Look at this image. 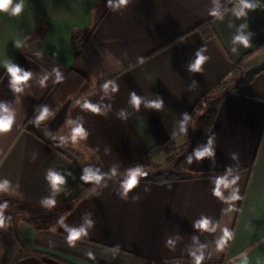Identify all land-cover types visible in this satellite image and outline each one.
<instances>
[{
  "label": "crops",
  "instance_id": "crops-1",
  "mask_svg": "<svg viewBox=\"0 0 264 264\" xmlns=\"http://www.w3.org/2000/svg\"><path fill=\"white\" fill-rule=\"evenodd\" d=\"M246 2L254 7L243 15L241 0H24L19 16L0 12V105L8 109L0 115L13 116L0 134V182L10 185L0 193L8 205L0 264H55L49 256L70 264H195L201 255V264H243L242 253L248 264H264V71L245 78L264 61V0ZM204 23L212 32L197 29ZM93 25L77 51L72 34ZM201 49L209 60L192 72ZM6 63L31 73L20 91ZM71 69L90 81L39 120ZM205 99L216 102L217 116L190 176L147 180L167 158L149 151L177 133L180 146L195 128L185 115ZM209 139L213 155L197 159ZM137 168L147 175L125 193ZM86 170L101 179L85 181ZM49 171L64 177L58 191ZM223 177L230 186L220 199L213 191ZM234 192L240 199H230ZM46 199L55 206L45 207ZM202 218L215 231L196 227ZM225 228L233 238L220 250ZM80 229L70 245V232Z\"/></svg>",
  "mask_w": 264,
  "mask_h": 264
},
{
  "label": "clouds",
  "instance_id": "clouds-1",
  "mask_svg": "<svg viewBox=\"0 0 264 264\" xmlns=\"http://www.w3.org/2000/svg\"><path fill=\"white\" fill-rule=\"evenodd\" d=\"M128 0H119V5H126ZM109 3L111 5V0H109ZM241 10L237 13V15H243V9L244 8H252L254 5L249 4L246 2V0H241ZM24 10V0H20L19 3L15 4L13 6V0H0V12H10L12 16H19ZM215 15V13H213ZM236 40L242 43L245 47H248V40L247 37L244 36H238L236 37ZM203 52V49L201 51L197 52V59L195 63L190 65V70L192 72H202L203 68L202 66L209 60V57L202 55L201 53ZM7 67V71L10 74L12 80V85L15 88L16 91H20L21 89L19 88V85L26 83L30 78H31V73L27 71H22L19 67L13 66L11 64H5ZM43 83V82H42ZM133 102L136 105H139L140 98L136 97L135 94H133ZM153 107L159 108L161 105L160 104H154L152 105ZM86 108L90 109L93 112H99V109L96 106L86 104ZM0 111L3 113H8V109L4 107L3 105H0ZM49 113L47 109H44V111L41 113L39 116V120H44L48 117ZM190 119L189 116L185 115V121H188ZM13 124V116L11 114H5V115H0V134L6 133L11 130ZM182 131H184V127L182 125L181 128ZM74 133L76 136H84L85 132L83 128L77 127L74 130ZM212 139H209V147L205 148L203 151H198L196 153L197 159H202L205 156H211L213 155L212 152ZM189 162H191V158H189ZM147 175L146 172H144L141 168L134 169L129 172L128 178L125 181L123 187L125 190V193L128 191H131L133 188L137 186L139 183L138 177ZM47 179L49 183L51 184L52 188L56 191L59 190L60 186L64 183V177L56 174L55 172L49 171L47 175ZM85 181H99L101 177L97 176L95 173H92L91 171L86 170V174L83 177ZM235 180H232L231 183H235ZM230 186V183L227 179V177L219 178L216 181V188L213 191V195L216 196L217 198L223 199V193L221 191L222 188H228ZM10 190V185L7 180L0 182V193H8ZM231 200H238L240 197L236 195L234 192L232 196L230 197ZM45 207L52 208L55 206V200L54 199H46L41 202ZM8 205L7 203L5 204H0V227L4 226L5 220L3 216V210L7 208ZM210 220L207 218H202L196 225L199 229L203 231H215V228L212 227L210 228ZM84 230L80 229L79 231H71L68 237V241L71 244H73L75 241L80 239L81 235L83 234ZM233 238V233L230 232L227 228L223 229V236L221 239L217 242L218 249L222 250L227 242ZM169 244H171V241H168ZM244 258L243 264H248L247 261V255L242 253L241 254ZM203 256H197L195 258V264H201V261L203 260Z\"/></svg>",
  "mask_w": 264,
  "mask_h": 264
},
{
  "label": "trees",
  "instance_id": "trees-1",
  "mask_svg": "<svg viewBox=\"0 0 264 264\" xmlns=\"http://www.w3.org/2000/svg\"><path fill=\"white\" fill-rule=\"evenodd\" d=\"M198 30L203 31L204 33L212 32L210 23H204L200 25ZM95 31V25H93L88 30L75 31L72 34V45L77 50L80 51L84 43ZM90 81V76L82 74L76 70H69L67 74L58 79L57 83L53 87L44 109L48 110V113L53 112V110L61 105L66 103L69 99L76 98L79 94L81 87ZM244 77L239 81V84H244ZM190 119L185 121V125L194 123L197 126L195 133L190 134V141L185 143V145L177 146V133L174 137L166 141L161 145L153 147L149 153L151 157H154L160 153H165L167 155L166 163L172 164L171 168L165 171H158L151 178H147L149 181L155 183H165L186 179L190 176L188 171L189 158H192L195 152L198 150L204 139L207 137L211 131L216 116H217V107L216 102L205 99L199 101L191 112L188 115ZM180 149V156H177V150ZM154 166V165H153ZM158 167V165H155ZM160 168V167H158ZM55 264H70L62 259L57 257L49 256Z\"/></svg>",
  "mask_w": 264,
  "mask_h": 264
},
{
  "label": "water",
  "instance_id": "water-1",
  "mask_svg": "<svg viewBox=\"0 0 264 264\" xmlns=\"http://www.w3.org/2000/svg\"><path fill=\"white\" fill-rule=\"evenodd\" d=\"M262 71H264V61L245 71V78L247 80H252L257 74H259Z\"/></svg>",
  "mask_w": 264,
  "mask_h": 264
},
{
  "label": "rangeland",
  "instance_id": "rangeland-1",
  "mask_svg": "<svg viewBox=\"0 0 264 264\" xmlns=\"http://www.w3.org/2000/svg\"><path fill=\"white\" fill-rule=\"evenodd\" d=\"M197 125L195 124V128H194V131L193 132H190L189 133V135L190 134H193V133H195L196 132V130H197V127H196ZM189 135L185 138V139H183L182 140V143L180 144V145H185V143H187V142H189L190 141V137H189ZM177 156L179 155L180 156V149L179 150H177ZM171 166H172V164L170 163V164H168V163H166V158H165V162H164V164H163V167L160 169V171H165V170H168V169H170L171 168Z\"/></svg>",
  "mask_w": 264,
  "mask_h": 264
}]
</instances>
